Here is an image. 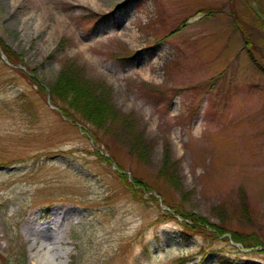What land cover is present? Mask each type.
I'll return each mask as SVG.
<instances>
[{
  "label": "rangeland",
  "instance_id": "374dc122",
  "mask_svg": "<svg viewBox=\"0 0 264 264\" xmlns=\"http://www.w3.org/2000/svg\"><path fill=\"white\" fill-rule=\"evenodd\" d=\"M0 43V264H264V0H0Z\"/></svg>",
  "mask_w": 264,
  "mask_h": 264
},
{
  "label": "trees",
  "instance_id": "16d2710c",
  "mask_svg": "<svg viewBox=\"0 0 264 264\" xmlns=\"http://www.w3.org/2000/svg\"><path fill=\"white\" fill-rule=\"evenodd\" d=\"M260 19V18H258ZM0 48L2 49L4 55L6 56L7 60L9 63H13V58H14V53H11L8 49H6L4 47V45L0 43ZM5 48V49H4ZM5 50V51H4ZM57 83L58 85H56V87H53L52 89L50 88L48 96L50 97V99L52 100V105L57 107L58 109H60L62 111V113L66 116L69 117L67 114V109L74 112V107H73V103L70 101H67L63 98L64 95V91L63 89H66L65 87L68 86V84H70V79L67 78V76H60L57 79ZM56 83V84H57ZM60 85V86H59ZM63 86V87H62ZM62 87V88H61ZM40 90L43 91V88L40 87ZM59 104V105H58ZM91 105V104H90ZM81 119H83L82 121L85 123H90V121L86 120L84 117H82ZM134 184L137 186H142V183L135 178L134 180ZM145 188V187H144ZM146 189V188H145ZM146 191L148 192V189H146ZM159 196L161 194H158ZM153 201L156 202L157 200L153 198ZM169 209H171L173 211V207L169 204H165ZM175 214L179 215L182 219L188 220L189 222H191L192 224H188L187 222H183V230L184 235L189 236L188 232L191 231L193 232L196 229H202L203 231L205 230V228H209L214 230V231H218L219 234H224L227 233L225 230H220L218 227L214 226V225H207L206 221L196 218L194 215L191 214H185L184 211H175ZM167 215V214H166ZM231 241L234 243H238V244H242L243 243V239L237 235H232L231 236ZM219 264H228L227 261L223 262V258L219 260Z\"/></svg>",
  "mask_w": 264,
  "mask_h": 264
},
{
  "label": "bare ground",
  "instance_id": "6f19581e",
  "mask_svg": "<svg viewBox=\"0 0 264 264\" xmlns=\"http://www.w3.org/2000/svg\"><path fill=\"white\" fill-rule=\"evenodd\" d=\"M128 31H129V34H130V37H129V43L130 44H136L137 43V39H136V37L134 36V35H132V32L130 31V29H127ZM39 264H42V263H39ZM65 264H67V263H65Z\"/></svg>",
  "mask_w": 264,
  "mask_h": 264
}]
</instances>
